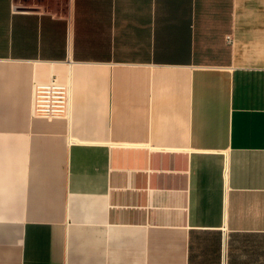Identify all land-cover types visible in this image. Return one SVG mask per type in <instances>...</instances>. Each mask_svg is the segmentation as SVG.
Here are the masks:
<instances>
[{
	"label": "crops",
	"instance_id": "0c3cea01",
	"mask_svg": "<svg viewBox=\"0 0 264 264\" xmlns=\"http://www.w3.org/2000/svg\"><path fill=\"white\" fill-rule=\"evenodd\" d=\"M0 264H264V0H0Z\"/></svg>",
	"mask_w": 264,
	"mask_h": 264
},
{
	"label": "built area",
	"instance_id": "2783aa9c",
	"mask_svg": "<svg viewBox=\"0 0 264 264\" xmlns=\"http://www.w3.org/2000/svg\"><path fill=\"white\" fill-rule=\"evenodd\" d=\"M69 86L52 78L47 82L36 83L34 87L33 112L45 118L64 117L71 104Z\"/></svg>",
	"mask_w": 264,
	"mask_h": 264
}]
</instances>
